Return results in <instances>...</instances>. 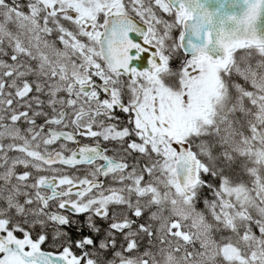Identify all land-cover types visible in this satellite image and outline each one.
I'll list each match as a JSON object with an SVG mask.
<instances>
[{
	"label": "snow or ice",
	"instance_id": "obj_1",
	"mask_svg": "<svg viewBox=\"0 0 264 264\" xmlns=\"http://www.w3.org/2000/svg\"><path fill=\"white\" fill-rule=\"evenodd\" d=\"M0 264H264V0H0Z\"/></svg>",
	"mask_w": 264,
	"mask_h": 264
}]
</instances>
